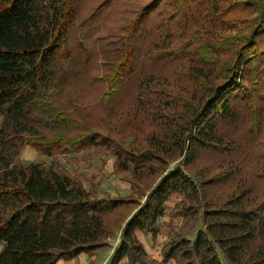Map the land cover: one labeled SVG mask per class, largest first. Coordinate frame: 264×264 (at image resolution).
<instances>
[{
    "label": "trees",
    "instance_id": "obj_1",
    "mask_svg": "<svg viewBox=\"0 0 264 264\" xmlns=\"http://www.w3.org/2000/svg\"><path fill=\"white\" fill-rule=\"evenodd\" d=\"M109 1L101 2L96 10ZM158 1L142 8L128 34L136 31L137 21L150 15ZM221 1L207 0L214 18L223 14L218 6ZM253 2L259 5V16L254 20L264 23V0ZM75 7V0H0V264H60V260L69 261L82 253L92 255L114 235L106 229L107 219H116L117 215L115 227L121 237L112 264L124 259L129 264H223L221 258L228 264H264L263 211L247 207L251 200L248 196L227 197L223 206L213 207L204 191L207 182L191 171L198 150L221 146L216 121L221 118L233 122L231 104L244 90L246 66L252 65L255 76V63L264 61V44L256 39L264 34V28L255 25L245 35L222 41L225 47L234 41L237 46L226 63L225 73L220 72V80L215 81L219 71L214 72L213 65L207 67L208 72L192 66L191 79L202 90L180 99L187 114L179 115V107L175 106L168 110L169 114L161 110V114L149 119L155 122L143 140L149 147L143 148L132 140L125 148L102 134L73 135L74 129L89 130V126L81 124L87 118H75L87 108L79 110L73 101H53L56 94L60 96L59 76L54 68L62 62L58 53L67 54L65 39ZM201 52L211 60L206 51ZM122 54V61L108 77L109 88L101 98L104 103L120 89L124 74L132 72L133 47L126 46ZM157 81L165 82V78L140 81L141 90L137 105L131 106L132 113L149 105H153L152 111L157 110L156 103L143 100L145 90ZM44 129L52 137L36 138ZM25 143L49 157L55 151L80 153L90 147L105 148L111 151L121 171H128L130 164L141 168V179L154 176L155 167L159 169V163L169 153H176L182 160L151 189L141 192L143 203L137 198H113L108 194L99 199L73 176L43 162L18 160ZM175 194L183 200L170 216L180 217L181 223L169 227L158 262L146 254L136 231L155 239L159 234L158 220L165 213L167 200ZM129 203L137 207L124 223L119 210L131 206Z\"/></svg>",
    "mask_w": 264,
    "mask_h": 264
},
{
    "label": "rangeland",
    "instance_id": "obj_2",
    "mask_svg": "<svg viewBox=\"0 0 264 264\" xmlns=\"http://www.w3.org/2000/svg\"><path fill=\"white\" fill-rule=\"evenodd\" d=\"M103 1L75 0L76 12L65 39L67 54L58 53L62 62L54 68L59 76L60 96L56 94L53 101L55 104L73 101L79 110L87 108L75 118H87L81 124L89 126V130L82 126L74 129L73 135L102 134L124 144L125 148L132 140L143 148L149 147L143 141L155 126V122L149 119L161 110L169 114L171 107L175 106L179 107V115L187 114L180 99L202 90V86L191 79L193 67H202L208 72L207 67L213 65L212 70L219 71L215 81L221 79L220 72L225 73L226 63L237 46L234 41L225 47L221 44L223 40L245 35L255 25L264 28V23L254 20L259 16V5L254 0L237 3L223 0L218 5L223 14L218 13L215 18L211 16L207 0H159L150 15L137 21L136 31L128 34L142 8L154 0H110L101 10H96ZM256 39L264 44V34ZM129 45L134 49L132 72L124 74L119 81L120 89L104 103L101 98L109 88L108 77L122 61V52ZM203 50L211 60L203 57ZM255 65L258 72L255 76L252 65L246 66L242 79L244 90L232 101L233 122L221 118L216 121L221 146L198 150L196 159L191 162V171L199 174L201 181L207 182L204 186L206 198L215 208L223 206L227 197L248 196L251 200L247 207L264 213V61H257ZM149 77L165 78V82L157 81L154 87L147 88L145 97L142 95L145 102L156 103L157 110L152 111L153 105H149L143 111L132 113L131 106L137 105L141 90L140 81ZM45 135L52 137L50 131L44 129L36 138ZM21 147L18 160L43 162L54 170L73 176L99 199L108 194L113 198L133 197L142 202L141 192L151 189L166 171L174 169L182 160L176 153H169L166 160L159 163L160 168L155 167L154 176L141 179L138 178L141 168H133L130 164L128 171H121L116 167L111 151L105 148L90 147L80 153L55 151L49 157L27 143ZM180 200L183 199L177 194L167 200L165 213L158 220L159 234L155 239L151 234H139L146 252L158 260L162 245L168 238L169 227L181 223L180 217L170 216ZM136 207L131 204L119 210L124 223ZM117 219L118 215L116 219H107L109 225L106 229L114 235L106 239V246L95 251L93 264H103L114 248L117 249L121 237L120 230L115 227ZM221 259L223 264H228ZM111 260L106 263L112 264ZM118 264L128 263L124 259ZM168 264H174V261Z\"/></svg>",
    "mask_w": 264,
    "mask_h": 264
},
{
    "label": "crops",
    "instance_id": "obj_3",
    "mask_svg": "<svg viewBox=\"0 0 264 264\" xmlns=\"http://www.w3.org/2000/svg\"><path fill=\"white\" fill-rule=\"evenodd\" d=\"M140 233H143V232H140V231H136V236H137V239H138V241L140 242V244L142 245V247H143V244L141 243V240H140ZM143 234H145V233H143ZM148 234V233H147ZM147 234H145V235H147ZM144 248V250H145V247H143ZM116 249L114 248V250H113V252L103 261V264H107L106 262L110 259V258H112V256H113V253H114V251H115ZM145 252H146V250H145ZM161 252V251H160ZM160 252H159V257H160ZM146 254H148V256L151 258V259H153V260H155V261H158V262H160V260H158L157 258H154V257H152L148 252H146ZM95 256H96V254H95V252L92 254V255H87V254H84V253H82V254H80V255H78L77 257H74L72 260H69V261H62V260H60L59 261V263L60 264H93L92 263V261H94V258H95ZM63 263H62V262ZM121 262V261H120ZM128 263V262H127ZM129 264V263H128ZM168 264V263H167Z\"/></svg>",
    "mask_w": 264,
    "mask_h": 264
}]
</instances>
